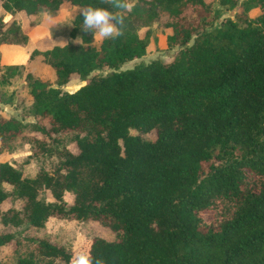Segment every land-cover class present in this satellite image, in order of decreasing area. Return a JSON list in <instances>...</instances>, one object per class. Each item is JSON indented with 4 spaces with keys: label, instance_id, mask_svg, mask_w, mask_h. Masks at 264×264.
<instances>
[{
    "label": "trees",
    "instance_id": "16d2710c",
    "mask_svg": "<svg viewBox=\"0 0 264 264\" xmlns=\"http://www.w3.org/2000/svg\"><path fill=\"white\" fill-rule=\"evenodd\" d=\"M64 3L81 44L37 37L54 78L25 74L32 120L0 113L1 146L20 139L58 161L31 177L0 161V223L96 221L113 237L86 249L105 264H264V0H134L124 35L97 46L79 13L109 7L101 0H0V47L27 39L9 13L32 19ZM153 25L168 30L172 53L121 68L144 54ZM71 74L80 83L65 89ZM63 136L74 151L52 144ZM9 196L19 208H1ZM11 238L1 232L0 245ZM27 240L12 264H69L47 236Z\"/></svg>",
    "mask_w": 264,
    "mask_h": 264
},
{
    "label": "rangeland",
    "instance_id": "374dc122",
    "mask_svg": "<svg viewBox=\"0 0 264 264\" xmlns=\"http://www.w3.org/2000/svg\"><path fill=\"white\" fill-rule=\"evenodd\" d=\"M240 1V0H237ZM213 6L218 8L223 16H233L235 7L220 6L215 1ZM70 5L64 3L57 10H41L37 16L32 19L27 16L13 12L9 13L10 19L21 23L20 31L27 32V39L24 42L4 43L0 47V113L3 116L13 115L23 121H30V99L27 91L26 73L33 77L41 78L47 82H52L53 72L49 67L47 59L42 55L41 46L35 41L37 37L42 36L47 46L62 45L63 43L72 42L78 44V38H70L68 30L71 26V18L76 9L71 10ZM256 8H250L247 12L249 16H253ZM4 11L0 8V14ZM48 16L53 18V22H49ZM220 19V18H219ZM36 24L32 29V25ZM55 24V25H54ZM167 29H162L153 25L151 27V35L145 52L140 57L123 62L120 67L126 68L132 66L138 61H149L153 58H164L171 54L174 48L167 47L165 43V34ZM20 33V34H22ZM13 40V35L8 34ZM19 39V36H18ZM24 40V39H23ZM79 40V39H78ZM20 41V40H16ZM99 40L93 37V45L97 46ZM14 66L4 70V66ZM80 83V78L76 74H71L69 80L64 84L65 89H71ZM131 133L135 130L131 129ZM145 139L153 138L154 132L150 131L142 133ZM68 141L67 136H63L60 140L53 142V145L61 146ZM71 150H75L72 143H66ZM32 148L26 142L20 139H14L8 146L0 145V161H7L17 169L21 170L24 176H33L39 168L49 169L58 161L55 154L41 153L34 155L31 153ZM5 189H10V185L3 183ZM44 194V193H43ZM45 198L51 200L49 193H45ZM66 202L71 201V195L68 191L63 193ZM21 200L9 196L1 202V208L7 206L20 207ZM10 232L12 238L0 245V262L2 264H12L17 256L25 251L29 245V237L47 236L50 240L62 245L71 253L80 248H86L89 239L92 236H100L105 239H111L113 232L96 221L67 219L65 217L49 216L45 220L43 226L32 227L26 224L18 226L2 225L0 223V233Z\"/></svg>",
    "mask_w": 264,
    "mask_h": 264
},
{
    "label": "clouds",
    "instance_id": "9594fccd",
    "mask_svg": "<svg viewBox=\"0 0 264 264\" xmlns=\"http://www.w3.org/2000/svg\"><path fill=\"white\" fill-rule=\"evenodd\" d=\"M101 3L109 7L89 5L80 10L82 31L92 33L93 37L100 41L114 40L123 36L124 13L133 10L134 0H101ZM110 8L113 10H109ZM47 19L54 23L51 16ZM76 42L81 44L78 39ZM62 44L67 47L66 43L62 42ZM69 264H105V261L99 257H93L90 249L80 247L73 252Z\"/></svg>",
    "mask_w": 264,
    "mask_h": 264
},
{
    "label": "crops",
    "instance_id": "0c3cea01",
    "mask_svg": "<svg viewBox=\"0 0 264 264\" xmlns=\"http://www.w3.org/2000/svg\"><path fill=\"white\" fill-rule=\"evenodd\" d=\"M70 9L73 10V9H76V7H75V6H71ZM35 25H36V24L34 23V24L32 25V27H31V29H32ZM27 35H29L28 32H27ZM1 47H2V46H1Z\"/></svg>",
    "mask_w": 264,
    "mask_h": 264
}]
</instances>
